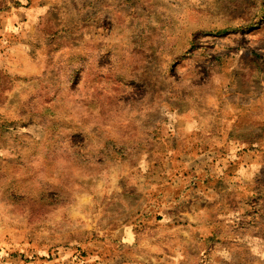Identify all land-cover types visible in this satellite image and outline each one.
Segmentation results:
<instances>
[{"label": "rangeland", "instance_id": "rangeland-1", "mask_svg": "<svg viewBox=\"0 0 264 264\" xmlns=\"http://www.w3.org/2000/svg\"><path fill=\"white\" fill-rule=\"evenodd\" d=\"M0 264H264V0H0Z\"/></svg>", "mask_w": 264, "mask_h": 264}]
</instances>
